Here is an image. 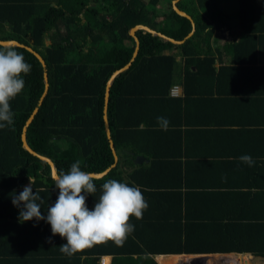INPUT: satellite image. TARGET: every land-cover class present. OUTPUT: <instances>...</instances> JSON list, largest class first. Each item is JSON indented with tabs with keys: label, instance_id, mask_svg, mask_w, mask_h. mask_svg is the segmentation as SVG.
<instances>
[{
	"label": "trees",
	"instance_id": "16d2710c",
	"mask_svg": "<svg viewBox=\"0 0 264 264\" xmlns=\"http://www.w3.org/2000/svg\"><path fill=\"white\" fill-rule=\"evenodd\" d=\"M161 1L0 0V39L16 40L39 52L46 61L50 83L39 105L45 69L33 53L13 47L24 55L31 71L23 76L22 93L11 101L13 125L0 129V264H99L104 255L112 256L111 264H158L154 256L160 254L238 253L264 259V222L238 215L233 202L212 205L215 215L206 214L209 207L203 193H183L181 186L187 182L184 173L188 164L198 163L183 161L189 157L186 143L202 146L210 134L233 137L219 128L223 127L220 121L197 120V114H213L203 100L206 88L210 95L224 85L228 70L239 72L241 79L264 77L259 59L264 53V0H240V30L233 32L236 38L223 42V47L218 46L223 40L219 33L231 26L215 0L178 3L196 24L195 33L183 44L137 32L139 54L132 66L116 77L108 106L119 161L95 180L96 193L86 194L87 206L92 209L108 179L140 188L148 208L141 219L130 217L134 231L122 244L109 240L69 257L60 251L66 240L53 236L46 220L22 223L20 208L12 203L13 196L31 179L33 192H39L43 200L42 215L47 216L48 207L58 198L50 165L23 148V129L36 108L39 112L28 127V143L51 158L58 171H69L76 161H80L81 170L91 173H101L115 164L104 123L105 95L113 73L133 57L136 42L130 30L145 25L178 41L193 30L191 21L174 10L173 0ZM47 38L50 44L45 43ZM223 53L231 56L230 64L222 65ZM178 57L184 63V98L170 97ZM190 107L197 111L193 120ZM157 117L169 121L167 130L160 127ZM208 126L216 129L209 133ZM138 156L150 163L136 165ZM240 206L243 212L247 203ZM244 257L213 259L253 264Z\"/></svg>",
	"mask_w": 264,
	"mask_h": 264
},
{
	"label": "crops",
	"instance_id": "0c3cea01",
	"mask_svg": "<svg viewBox=\"0 0 264 264\" xmlns=\"http://www.w3.org/2000/svg\"><path fill=\"white\" fill-rule=\"evenodd\" d=\"M161 2L163 4L165 0ZM215 3L218 6L217 0H215ZM218 9L229 21L226 11L220 5ZM229 24L231 29L226 26L220 31L219 34L223 36V40H220L218 46L223 47V42H230L236 38L233 32L240 30L239 22L236 25H232L229 21ZM215 39L214 41H216ZM259 57L260 64L264 65V53ZM221 58L224 61L222 65L231 63V56L228 53H223ZM177 61L179 65L176 71L174 85L180 86L182 90V95L178 98H184V63L182 57H178ZM216 64L219 70L221 66L220 62L218 61ZM239 71L242 74L245 73L244 71ZM226 73L224 85L213 89L210 95L207 94L208 89L206 88V99L203 100L206 101V109L213 110V114L208 112L197 114V111L193 107H190L189 115L192 120L197 114V118H199L197 120H208L212 118L215 122L220 121L223 127L219 128H224L233 137L225 136L227 134L223 133L220 136L210 134L206 135L205 144L202 146L186 143L185 151L189 154V157H184L183 161L198 163L188 164V168L184 173V179L187 182L186 185H181L183 186L182 192H188L189 194H196L197 192L203 193L204 196H202L205 197L206 204L209 207V210H205L206 214H214L212 205L220 203L227 205L233 202L238 215L253 217L254 222H264V77L257 76L250 78L248 76L241 79L237 75L239 72L228 70ZM229 75L232 77H229ZM247 78L252 80H248ZM228 92H231V95ZM250 93L251 95H249ZM253 96L255 99L251 98ZM256 96H259L262 101ZM215 129L211 126L207 127L209 133ZM177 153L179 152L175 154ZM242 155L251 156L255 161L254 165L250 167L247 163L242 162L239 159ZM135 160L136 165L150 163V160L146 157H144V161L140 164L136 163ZM31 181L33 182V179ZM181 183L183 184V182ZM29 184L30 180L24 187ZM245 203H247V206L242 209V212L240 204ZM228 255H248L254 257L251 254L238 253L160 254L155 255L154 259L158 264H176V259L184 258V261L188 262V258L191 257V260H200L201 262L202 260L206 261V257L210 260L215 256ZM102 257L106 258L107 264L112 263V256L104 255L100 257L99 264H102ZM233 263L236 264V262Z\"/></svg>",
	"mask_w": 264,
	"mask_h": 264
},
{
	"label": "clouds",
	"instance_id": "9594fccd",
	"mask_svg": "<svg viewBox=\"0 0 264 264\" xmlns=\"http://www.w3.org/2000/svg\"><path fill=\"white\" fill-rule=\"evenodd\" d=\"M30 71L31 65L23 54L10 44H0V129L13 125L11 101L24 90L23 76ZM157 122L167 130L169 121L166 118L157 117ZM239 159L250 167L255 163L249 155ZM52 180L59 194L55 203L48 207L46 217L41 213L42 197L39 192H33L31 180L19 195L13 196L12 203L20 208V222L46 220L53 236L59 235L66 240L60 251L69 257L109 240L122 244L134 231L130 217L141 219L148 208L139 187L108 179L101 185V195L94 207L89 209L87 195L96 193V177L81 170L80 161L73 163L67 172L52 173Z\"/></svg>",
	"mask_w": 264,
	"mask_h": 264
},
{
	"label": "water",
	"instance_id": "95a60500",
	"mask_svg": "<svg viewBox=\"0 0 264 264\" xmlns=\"http://www.w3.org/2000/svg\"><path fill=\"white\" fill-rule=\"evenodd\" d=\"M179 1L180 0H174L173 1L174 10L179 15L188 18L192 22V26H193L192 32L183 41L175 40V39H173L171 37L166 36L163 33H160V32H158V31H156V30H154V29H152V28H150L148 26H145V25H138V26L134 27L133 29H131L130 32H129L130 35L135 39V42H136V48H135V51L133 53V57H132V59L130 60V62L127 65H125L123 68H121V69H119V70H117L116 72L113 73V75L111 76V78L109 79V81L107 83L106 95H105L104 123H105L106 134H107V137L109 139L110 147H111L113 155L115 157V164H113L110 168H108L107 170H105V171H103L101 173H93L94 176L96 177V179H100V178L104 177L109 171H111L112 168H114L117 165V162L119 160V157H118L115 145H114V141L112 139L111 128H110V123H109V117H108V106H109V101H110L111 87H112L116 77L119 76L120 74H122L123 72H125L126 70H128L132 66L133 62L135 61V59L137 58V56L139 54V51H140V39L137 36V32L143 30L145 32H149L151 34H154V35L162 38L165 42H171V43H173L175 45H180V44H183L188 38L192 37L193 34L196 31V24H195L193 18L188 13L182 11L178 7V2ZM0 44H4V45H9L10 44L12 47L25 48L28 51H30L31 53H33L37 57V59L40 61V63L42 64V66L45 69V72H44L45 90H44L43 96L41 97V100H40V103H39V105H42L44 99L46 98V96H47V94L49 92V88H50L49 76H48V72H47V69H46L47 68V64H46V61L43 58V56L39 52H37L35 49H33L32 47L26 46V45H24V44H22V43H20L19 41H16V40H8L7 41V40H1L0 39ZM38 112H39V108H36L35 111L33 112L32 116L28 119V121H27V123H26V125H25V127L23 129V133H22L23 148L25 150H27L33 156L39 158L40 160H42L44 162H47L50 165V167H51L52 173L58 172L57 165L54 163V161L51 158L39 154L34 149H32L31 146L28 143V140H27L28 127L34 121V119H35V117H36ZM135 161H136V163L140 164V163H142L144 161V157H137Z\"/></svg>",
	"mask_w": 264,
	"mask_h": 264
},
{
	"label": "rangeland",
	"instance_id": "374dc122",
	"mask_svg": "<svg viewBox=\"0 0 264 264\" xmlns=\"http://www.w3.org/2000/svg\"><path fill=\"white\" fill-rule=\"evenodd\" d=\"M217 3H218V6L220 5L221 8L226 11V14L229 17L230 23L232 25H234V24L236 25L239 22L238 8L240 5V0H217ZM50 42L51 41L49 38H47L45 41L46 44H50ZM238 256H240V255H236V258ZM241 256H246L247 258L252 260L253 264H264V259L254 258V257L248 256V255H241ZM246 257H244V258H246ZM185 260H187V259H185ZM188 260H189L188 262L184 261V258H183V259H176V262H175V260H174V262L176 264H187V263H189V264H200V263L201 264H214L215 263L214 262L215 260L213 258L209 260L207 257H206V261L202 260L201 262H200V260L199 261L198 260H196V261L191 260V257H189ZM190 260H191V262H190ZM207 260H209V261H207ZM225 264H234V263H233V261H229V262H225ZM236 264H238V263H236Z\"/></svg>",
	"mask_w": 264,
	"mask_h": 264
},
{
	"label": "built area",
	"instance_id": "2783aa9c",
	"mask_svg": "<svg viewBox=\"0 0 264 264\" xmlns=\"http://www.w3.org/2000/svg\"><path fill=\"white\" fill-rule=\"evenodd\" d=\"M181 95H182V90H181L180 86L174 85L170 90V96H172L174 98H178V97H181ZM101 263L107 264L106 258L102 257Z\"/></svg>",
	"mask_w": 264,
	"mask_h": 264
},
{
	"label": "bare ground",
	"instance_id": "6f19581e",
	"mask_svg": "<svg viewBox=\"0 0 264 264\" xmlns=\"http://www.w3.org/2000/svg\"><path fill=\"white\" fill-rule=\"evenodd\" d=\"M214 264H225V262L222 260H217Z\"/></svg>",
	"mask_w": 264,
	"mask_h": 264
},
{
	"label": "flooded vegetation",
	"instance_id": "af4514ba",
	"mask_svg": "<svg viewBox=\"0 0 264 264\" xmlns=\"http://www.w3.org/2000/svg\"><path fill=\"white\" fill-rule=\"evenodd\" d=\"M180 1H181V0H180ZM180 1H179V2H180Z\"/></svg>",
	"mask_w": 264,
	"mask_h": 264
}]
</instances>
